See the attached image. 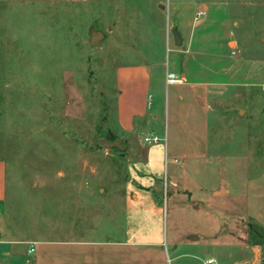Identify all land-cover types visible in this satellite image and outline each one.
Masks as SVG:
<instances>
[{
  "label": "rangeland",
  "instance_id": "obj_1",
  "mask_svg": "<svg viewBox=\"0 0 264 264\" xmlns=\"http://www.w3.org/2000/svg\"><path fill=\"white\" fill-rule=\"evenodd\" d=\"M146 1L0 0V157L7 166L0 238H104L119 232L125 185L134 161L143 159L134 142H146L142 135L117 131L114 68L148 61L156 81L173 47L169 29L167 42L158 35L166 21L160 4ZM216 2L227 11L228 0ZM251 2L255 23H264V0ZM91 28L104 33L97 47L89 44ZM261 29L264 39V24ZM144 38L151 41L150 53L139 51ZM211 117V159L195 194L226 182L241 184L247 176L264 177V85H227L212 100ZM101 140H118L124 149ZM166 167L159 196L165 233L171 238L190 225L195 234L206 233L211 220L205 211L171 208ZM259 234L255 239L264 249V231ZM196 263L193 257L170 261Z\"/></svg>",
  "mask_w": 264,
  "mask_h": 264
},
{
  "label": "crops",
  "instance_id": "obj_2",
  "mask_svg": "<svg viewBox=\"0 0 264 264\" xmlns=\"http://www.w3.org/2000/svg\"><path fill=\"white\" fill-rule=\"evenodd\" d=\"M146 2L160 4V17L166 19L158 35H166L167 42L176 27L181 43L176 46L171 33L170 64L153 78L157 82L152 81L148 61L124 62L114 68L117 131L135 138H164L163 143L134 142L143 159L134 161V174L125 185L119 232L104 238H0V264H170L182 257H193L196 264L262 262L264 249L260 241L250 240L248 224L255 222L264 229V177L247 176L241 184L199 188L203 194L194 191L211 159L212 100L227 85L241 90L264 85V39L260 38L264 23H255L251 0H228L227 11L216 0ZM143 42L145 47L139 51L150 53V39ZM166 71L182 81L166 84ZM165 165L171 208L195 214L205 211L211 220L206 233L195 234L192 225L181 233L176 230L171 238L165 233L159 197ZM6 187V160L0 157V220L6 214Z\"/></svg>",
  "mask_w": 264,
  "mask_h": 264
},
{
  "label": "water",
  "instance_id": "obj_3",
  "mask_svg": "<svg viewBox=\"0 0 264 264\" xmlns=\"http://www.w3.org/2000/svg\"><path fill=\"white\" fill-rule=\"evenodd\" d=\"M108 29H111V27H108ZM171 33H172L175 45L179 46L181 43V39H180V36L178 34L176 27L172 28ZM89 34H90L89 44L93 47L99 46L101 41L104 39V33L102 31L95 30V29L91 28L89 30ZM100 142L103 143L107 147H115V148L120 149V150L124 149V147L119 144L118 140H114L112 142L101 140Z\"/></svg>",
  "mask_w": 264,
  "mask_h": 264
},
{
  "label": "built area",
  "instance_id": "obj_4",
  "mask_svg": "<svg viewBox=\"0 0 264 264\" xmlns=\"http://www.w3.org/2000/svg\"><path fill=\"white\" fill-rule=\"evenodd\" d=\"M200 14H201V12H198L196 17H198ZM232 53L234 54V52H232ZM181 81H182V79L179 76H177L175 73L166 71V75H165L166 84L178 83ZM144 141L148 142V143H150V142L156 143L159 141V138L156 136H147L144 138ZM30 251H32V249H30Z\"/></svg>",
  "mask_w": 264,
  "mask_h": 264
},
{
  "label": "trees",
  "instance_id": "obj_5",
  "mask_svg": "<svg viewBox=\"0 0 264 264\" xmlns=\"http://www.w3.org/2000/svg\"><path fill=\"white\" fill-rule=\"evenodd\" d=\"M248 229H249V231H250V236H251V241L252 240H258V239H255V238H258V237H260V236H258V235H260L259 234V231L260 230H262V231H264V229L263 228H261L257 223H255V222H252V223H249L248 224ZM260 229V230H259ZM258 241H260V240H258ZM259 264H264V261L263 262H261V263H259Z\"/></svg>",
  "mask_w": 264,
  "mask_h": 264
}]
</instances>
